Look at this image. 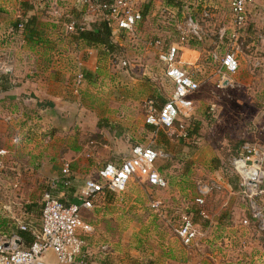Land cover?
<instances>
[{"label": "crops", "instance_id": "1", "mask_svg": "<svg viewBox=\"0 0 264 264\" xmlns=\"http://www.w3.org/2000/svg\"><path fill=\"white\" fill-rule=\"evenodd\" d=\"M210 4L214 15L208 14V38L194 48L170 41L169 33L179 23L172 13L175 9L165 0L139 1L142 18L134 31L144 21L152 23L157 39L149 42V48L163 67L155 75L153 64L144 63L139 77L116 50L111 56L102 47H90L65 32L72 20L87 28L98 21L86 15L76 0H0V208L10 204L16 217L38 223L42 195L48 183L61 177L63 165L69 167V186L59 187L55 196L65 205L75 204L85 180L95 178L103 165L120 164L135 146L151 147L161 155L154 168L166 187H150L133 177L121 194L107 193L92 210L83 211L90 212L85 221L94 226L84 238V260L122 264L118 257L122 245L154 242L165 250L160 264H264V236L255 231L237 179L223 178L211 165L212 154L203 147L187 150L179 138L182 122H200L204 116L192 110L188 119L179 117L182 122L178 119L173 131L145 124L143 103L152 100L159 109L172 93L165 66L158 59L168 47H176L175 65L182 69L183 65L210 66L213 52L220 48L226 52L238 46L255 54L264 44V0L248 7L236 42L231 38V14L226 18L217 13L216 0ZM19 17L32 20L30 32L20 36L13 30ZM117 34L124 32L111 31L112 38ZM155 41L161 46H154ZM79 71L83 80L76 86ZM216 73L210 72L207 80L218 77V83ZM187 74L200 88L203 81ZM164 84L169 86V93H164L167 99L159 93ZM199 182L217 185L203 206L195 203ZM182 215L196 232L193 247H184L176 235ZM156 219L160 222L156 225L165 228L153 231ZM166 225L174 227L173 232ZM139 226L146 227L147 233L136 235ZM18 232L0 215V238L19 237ZM168 243L173 244L169 245L173 255L166 251ZM47 259L54 261L52 253Z\"/></svg>", "mask_w": 264, "mask_h": 264}, {"label": "built area", "instance_id": "2", "mask_svg": "<svg viewBox=\"0 0 264 264\" xmlns=\"http://www.w3.org/2000/svg\"><path fill=\"white\" fill-rule=\"evenodd\" d=\"M140 0H76L84 8L85 14L104 21L110 31H123L130 33L137 23L141 21V13L137 9ZM256 0H230L229 9L232 19L233 31L231 38L237 41V33L246 23L247 9ZM53 15H57L54 11ZM208 18V13L203 14ZM87 29L85 23L70 21L65 25V32L73 34ZM179 34V43L182 44L190 36L192 40L200 42L203 38L200 27L190 19L176 27ZM18 36L24 33V25L19 23L14 31ZM154 46L160 47L161 42L155 41ZM224 52L219 58L217 75L219 81L217 89L231 86L228 78L234 75L239 68V61L234 52L238 48ZM177 49L168 47L166 51L158 55V59L165 66V77L173 86L169 99L157 109L152 100L143 103L145 124L156 128L173 131L179 117L188 119L191 116L193 105L191 97L198 91L199 83L192 79L176 63ZM216 60V57L214 56ZM124 66V64H122ZM78 66H81L80 64ZM1 68V67H0ZM83 80V74L79 71L75 76V85ZM179 138H188L183 125L179 126ZM256 136L264 137V127L257 129ZM253 142L243 143L238 153L223 166L224 174L237 179L242 198L245 201L246 210L255 225V231L264 236V203H258L264 199V146L258 138ZM160 153L151 147L135 146L130 150L129 157L120 164H105L97 172L95 178L85 180L78 203L64 205L55 196V191L69 186V167L63 165L59 178L47 184V190L42 195V203L38 223L16 217L12 205H4L0 208V215L10 221L19 232L28 233L32 238L28 246H23L18 236L0 238V264H88L84 260V238L94 231V226L86 222L82 217L83 211H90L95 203L107 193L121 194L125 191L128 181L135 177L150 187L165 188L167 183L155 170L154 165L160 157ZM217 188L213 182L196 185L197 197L195 203L203 206L205 198L213 189ZM158 204L152 207L157 208ZM201 218L206 219L203 212H199ZM246 223V222H245ZM184 247L195 245L196 232L187 216L182 215L180 224L175 230ZM106 247H102V250ZM52 253L54 261L47 259L48 253Z\"/></svg>", "mask_w": 264, "mask_h": 264}, {"label": "rangeland", "instance_id": "3", "mask_svg": "<svg viewBox=\"0 0 264 264\" xmlns=\"http://www.w3.org/2000/svg\"><path fill=\"white\" fill-rule=\"evenodd\" d=\"M216 1L217 13L229 18L230 0ZM172 3L171 7L175 9L172 13L174 16L176 15L178 23L183 24L190 19L200 27L203 34L200 42H196L188 36L180 45L195 48V44L204 43L208 38L207 33L210 29V21H208L209 17L204 18L203 14L214 15L213 4H210L214 3V0H172ZM146 23L147 21H144L142 25L138 24L135 31L117 34L116 37L112 38L113 43L118 47L116 49L117 57L130 63L132 65L131 69L136 75L138 73L139 77H142L140 71L141 65L144 63L150 62L153 64L152 71L155 75L157 73L161 74L163 68L157 61L154 54L155 51L149 48V42H153L157 38H155L156 34L154 35L151 31L152 23L149 24L150 26L146 25ZM169 34L171 42L179 41V34L175 28H172ZM258 48L255 54L252 52L248 53L247 50L242 49L234 50L239 61V68L234 75L229 77L231 86L222 89L216 88L218 77L213 79V81L207 80L210 72H215L219 68V58L224 53L221 48L216 53L213 52V57L215 56L216 60L212 59L210 66H203V68L182 66V69L187 71V73H193L203 81L197 93L191 97V102L193 113L199 111L200 115L204 116V119L200 118V122L192 120L191 122L183 123L179 119L185 127V131L188 130L186 132L189 135V139L182 141L183 146L185 145L187 150L192 151L199 150L201 147L205 148L208 153L213 155L211 165L214 166V169H218L219 175L221 173L225 179L230 177L228 174H224L223 166L238 153L243 143L256 140L255 131L260 127H264V44L260 43ZM249 58L255 59L258 64H254V62L248 60ZM164 90L165 92H162ZM159 93L166 97L164 93H169V86L166 84H164V87L160 86ZM196 123L199 125L198 128H196ZM257 138L259 143L264 146V137L261 135ZM89 213L82 212L84 220L90 218ZM157 220L155 224L153 223V231L165 228V226H157L160 224ZM175 223L176 221L173 224ZM166 226L171 231L174 228L171 226V229L168 225ZM141 227L139 226L137 232H135L136 235L140 236L147 233V230L145 231L146 227ZM169 245L173 244L168 243L166 251L169 250ZM122 246L123 252L118 251V257L122 259V261H119L122 264H160L166 257L161 255V253L165 252L164 248H158L154 242L132 243L131 245L125 244ZM169 252L171 253L170 250ZM171 254L173 255V253ZM124 260H128V262L125 263Z\"/></svg>", "mask_w": 264, "mask_h": 264}, {"label": "trees", "instance_id": "4", "mask_svg": "<svg viewBox=\"0 0 264 264\" xmlns=\"http://www.w3.org/2000/svg\"><path fill=\"white\" fill-rule=\"evenodd\" d=\"M165 1L168 3V5H170V6L173 5L172 0H165ZM19 23L24 25V31L30 32L29 28L32 25L31 19H24L23 17H19L13 26V30H16V26ZM68 35L72 36L76 40L84 42L86 45H88L90 47H102L108 53H110L111 56H113L114 51L118 48L113 43L111 31H110L108 25L104 21H100V20L95 21L89 25V28H87L83 31H78V28H77L76 33L68 34ZM249 217H250V215H249ZM18 234L22 240L24 247L28 246L31 243L32 238L30 237V235L28 233L18 232Z\"/></svg>", "mask_w": 264, "mask_h": 264}]
</instances>
